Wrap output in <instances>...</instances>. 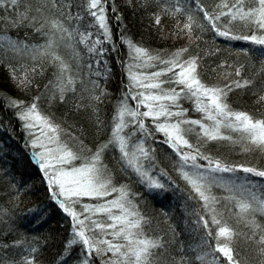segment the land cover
I'll return each instance as SVG.
<instances>
[{
  "label": "snow or ice",
  "instance_id": "1",
  "mask_svg": "<svg viewBox=\"0 0 264 264\" xmlns=\"http://www.w3.org/2000/svg\"><path fill=\"white\" fill-rule=\"evenodd\" d=\"M0 67L26 97L0 94V234L18 237L0 239V264H264V112L233 107L239 93L264 104V0H0ZM234 150L259 160L230 162ZM23 160L60 213L48 260L57 235L21 231L46 223L47 205L15 211L35 190ZM149 197L170 203L149 211Z\"/></svg>",
  "mask_w": 264,
  "mask_h": 264
},
{
  "label": "trees",
  "instance_id": "2",
  "mask_svg": "<svg viewBox=\"0 0 264 264\" xmlns=\"http://www.w3.org/2000/svg\"><path fill=\"white\" fill-rule=\"evenodd\" d=\"M118 4H122L123 0H117ZM123 11V9H121ZM125 24L130 29L131 33H135L136 36H139L141 32L143 31L144 35H148V29H147V20H145L143 23H141L140 15L137 14L135 17L132 16V13L129 11L125 15L124 19ZM174 23L173 20L169 18H162V24L165 31H168V29L172 26ZM13 35H16L15 32L12 33ZM20 36H24V31L21 30L19 33ZM119 37V30H114V39L118 40ZM44 39V37H36L33 36L32 40L34 42H39L40 40ZM183 41L179 43H174L171 40L164 41V40H158V39H152L150 43L147 46H150L153 49H171L174 46H180ZM250 45L248 42L244 41H233L232 47L233 48H240V47H249ZM61 51L64 52L66 55L67 53L63 48H61ZM121 53H124L126 50L121 47L119 49ZM30 66V62H29ZM51 69L48 70V75H50ZM47 75L45 76V79H47ZM121 78V71L120 66L118 64L114 65V71L111 79L108 81V87L109 91L116 92L118 91V86ZM103 83V81H102ZM0 94H3L4 92L11 94L14 97L25 99L23 93L19 92L11 83V81L8 79L6 71L2 67H0ZM109 99V98H106ZM110 99L115 100L116 96H112ZM236 99V103L233 105V107L239 108L241 110L248 111L250 114H258L259 112H264V104H260L256 102V96L250 95L247 93H239L234 98ZM185 107H188V102H185ZM43 107V106H42ZM101 108L104 110L105 113V120L107 122L108 119H110L111 116V108H109L107 105L102 104ZM53 111H56L53 109ZM195 115V113H193ZM0 115H4L5 118L11 116V112L4 113L3 109L0 108ZM85 124L87 126V123L85 121ZM16 137L15 139H12L10 141L11 148H12V154L13 156H20L22 152L24 151L22 149V143H23V134L18 126L15 128ZM0 136H2L4 139H8L7 133L3 132L0 133ZM159 147V146H158ZM225 153L227 154V149H225ZM259 153L253 152L250 154H246L244 152H241L239 150H234L231 155L228 156V160L230 162H243V163H256L259 160ZM9 162H11L12 157H8ZM165 167H168L167 164L164 165ZM14 167L17 169V173L22 174L26 180L31 182L34 186V192L31 194H21V207L17 208L15 211L17 213L22 212V208L24 207H31L34 209V211H39L40 207H44L47 205L48 211L51 213V215L47 218L46 223L41 224L39 227L36 226V224H28L27 226L21 228V231L28 233L29 235H42V238L44 235H48L49 233H55L58 237V239L55 242L50 243L48 248L44 249L45 252V259H51L54 252H57L59 250V234L61 233L62 229L57 227L58 221L60 219V213L58 210L48 201V197L45 193L44 187L40 183V174L38 170L29 165L26 160L23 161H17L16 164H14ZM171 173V169H169ZM239 176H246L248 180L251 182L253 180L257 181V183H261V178L255 176L254 174H246L243 172V170H239L238 172ZM136 191H140V188H136ZM221 190L219 188L214 189V192L219 193ZM5 200L7 197L4 198ZM163 203H170L169 201H165ZM163 203H158L156 200H153L151 197L148 198V204L146 205V208L150 211L152 209L159 210ZM7 206V205H6ZM175 212L182 218V210L180 209L179 204L177 203L175 206ZM31 215V213H29ZM259 218V217H258ZM231 223H235V219L231 221ZM238 227L243 228V225H239ZM17 236H4L3 234H0V239H16ZM181 239L185 241V243L188 242V236L182 235Z\"/></svg>",
  "mask_w": 264,
  "mask_h": 264
}]
</instances>
